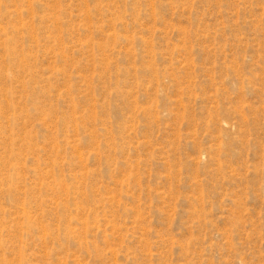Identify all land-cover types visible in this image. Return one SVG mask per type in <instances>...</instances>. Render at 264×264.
<instances>
[{
  "label": "rangeland",
  "instance_id": "rangeland-1",
  "mask_svg": "<svg viewBox=\"0 0 264 264\" xmlns=\"http://www.w3.org/2000/svg\"><path fill=\"white\" fill-rule=\"evenodd\" d=\"M0 264H264V0H0Z\"/></svg>",
  "mask_w": 264,
  "mask_h": 264
}]
</instances>
